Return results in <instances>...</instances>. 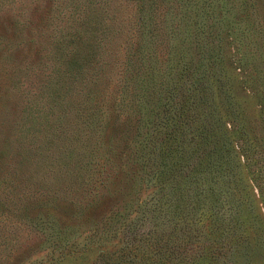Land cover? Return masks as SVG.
Returning <instances> with one entry per match:
<instances>
[{"label": "rangeland", "instance_id": "obj_1", "mask_svg": "<svg viewBox=\"0 0 264 264\" xmlns=\"http://www.w3.org/2000/svg\"><path fill=\"white\" fill-rule=\"evenodd\" d=\"M0 264H264V0H0Z\"/></svg>", "mask_w": 264, "mask_h": 264}, {"label": "trees", "instance_id": "obj_2", "mask_svg": "<svg viewBox=\"0 0 264 264\" xmlns=\"http://www.w3.org/2000/svg\"><path fill=\"white\" fill-rule=\"evenodd\" d=\"M208 135H209V133L206 131L204 133V138L207 139ZM206 146H207V148H203V151H202V153H203L202 158L203 159L199 162V165H201V167L205 165L208 168L210 166V164H211V161H210L211 148H209V145H206ZM216 175L217 174H214L212 176V182H216L217 181V178H214V176H216ZM191 178H198V176H197V174L194 173L193 175H191ZM193 194H194V191L191 192V195L193 196V200H194V195ZM190 204L191 203H189V205Z\"/></svg>", "mask_w": 264, "mask_h": 264}]
</instances>
